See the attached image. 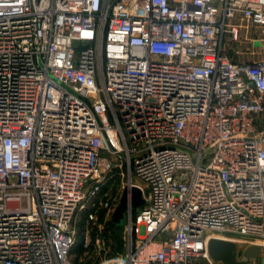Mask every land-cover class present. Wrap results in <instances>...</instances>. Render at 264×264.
<instances>
[{
	"label": "built area",
	"instance_id": "built-area-1",
	"mask_svg": "<svg viewBox=\"0 0 264 264\" xmlns=\"http://www.w3.org/2000/svg\"><path fill=\"white\" fill-rule=\"evenodd\" d=\"M253 28L264 0H0V264H75L121 156L145 204L104 264H222L213 238L264 252V59L227 51Z\"/></svg>",
	"mask_w": 264,
	"mask_h": 264
},
{
	"label": "rangeland",
	"instance_id": "rangeland-1",
	"mask_svg": "<svg viewBox=\"0 0 264 264\" xmlns=\"http://www.w3.org/2000/svg\"><path fill=\"white\" fill-rule=\"evenodd\" d=\"M105 153H106V151H105ZM112 160H113V164L115 166V169L113 170L112 173H108L107 175H102V177L104 178L101 185H100L102 187L101 188L102 192L99 195H96L95 197H93L87 201L86 207L79 212V214H78V216H77V218L73 224V229L75 230L76 237H77V243L75 246L83 244V239L86 236H89L91 238V233H92L93 228H96L95 230H97V234L100 235L101 238L103 236V238L101 239V243H100V246L98 248V251L97 250L92 251V252L86 251L79 256H76V255L72 256V261L74 263H78V264H104L106 261H108L114 257L119 256V254L111 255L112 254L111 250L105 246L104 235L107 232V228H108L107 222H109L112 219L111 217L107 216V212H106L105 217H104L105 221L102 223L99 222L98 214L95 217V219H91L90 215H89L87 222L86 221L84 222L85 214L92 213L91 210H93V208L96 207L97 208L96 211H99V212L101 210H103L100 203L103 202L104 198L107 197L111 201H115V203L116 202L120 203V199H121L122 192H123V187L128 182V168L124 164V160H123L122 156L121 157H114V158H112ZM95 204H96V206H95ZM94 213H95V210H94L93 214ZM82 222H84V227L82 228L84 234H83V239L79 240V236H80L79 230H80V224ZM120 235L126 244L125 232L120 233ZM100 248H102V249H100ZM103 249L106 251H104Z\"/></svg>",
	"mask_w": 264,
	"mask_h": 264
},
{
	"label": "water",
	"instance_id": "water-1",
	"mask_svg": "<svg viewBox=\"0 0 264 264\" xmlns=\"http://www.w3.org/2000/svg\"><path fill=\"white\" fill-rule=\"evenodd\" d=\"M257 46L259 44H256ZM145 204L143 193L138 187L125 189L120 203L113 213V221L123 228L126 213L133 208L138 209ZM240 246L233 241L213 238L209 241L208 252L211 258L222 264H264V252L260 245H251L239 257Z\"/></svg>",
	"mask_w": 264,
	"mask_h": 264
},
{
	"label": "trees",
	"instance_id": "trees-1",
	"mask_svg": "<svg viewBox=\"0 0 264 264\" xmlns=\"http://www.w3.org/2000/svg\"><path fill=\"white\" fill-rule=\"evenodd\" d=\"M95 209L91 210L92 213L94 212ZM91 213H87L85 214V219H84V222L86 221L87 222V219H88V216L90 215ZM105 214H106V210H101L100 212L98 211V216H99V222H104V217H105ZM84 222H82L80 224V232H79V240H82L83 239V227H84ZM107 232L105 233L104 235V238H105V246L111 250V255H116V254H124L125 251H126V244L124 242V240L122 239L120 233H123L124 232V227L123 228H119L118 225L113 221V218L107 222ZM96 228H93L92 229V233H91V238H92V241H93V244L95 243V240L97 238V230H95ZM82 230V231H81ZM103 238V236H102ZM92 252L94 251V247L91 246L90 249H86L83 247V244H80L78 246H75L72 250V253L71 255L74 256H79L81 254H83L84 252ZM106 251V250H105ZM75 264H78V263H75Z\"/></svg>",
	"mask_w": 264,
	"mask_h": 264
},
{
	"label": "crops",
	"instance_id": "crops-1",
	"mask_svg": "<svg viewBox=\"0 0 264 264\" xmlns=\"http://www.w3.org/2000/svg\"><path fill=\"white\" fill-rule=\"evenodd\" d=\"M240 18H235L232 22L239 23ZM245 34H243V42L240 44L227 43V51L231 58L238 64H250L264 59V29L253 28L249 32V41H244ZM256 44H259L258 46ZM238 50L240 54H235L233 51Z\"/></svg>",
	"mask_w": 264,
	"mask_h": 264
}]
</instances>
